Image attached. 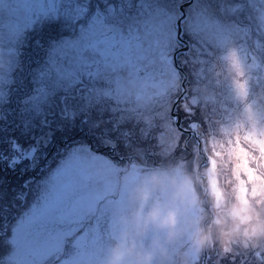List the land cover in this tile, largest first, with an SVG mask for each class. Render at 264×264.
<instances>
[{"label": "snow or ice", "instance_id": "snow-or-ice-1", "mask_svg": "<svg viewBox=\"0 0 264 264\" xmlns=\"http://www.w3.org/2000/svg\"><path fill=\"white\" fill-rule=\"evenodd\" d=\"M177 161L189 200L264 206V0H0V264H105L130 193Z\"/></svg>", "mask_w": 264, "mask_h": 264}, {"label": "rangeland", "instance_id": "rangeland-1", "mask_svg": "<svg viewBox=\"0 0 264 264\" xmlns=\"http://www.w3.org/2000/svg\"><path fill=\"white\" fill-rule=\"evenodd\" d=\"M180 163L183 161L169 162L161 172L147 175L130 193L128 208L119 219L118 234L106 252L105 264H146L148 254L151 255L150 264H192V251L203 254L213 245L239 246L241 250L264 247V206H245L228 198L217 208L213 197H203L199 192L194 200H189L187 189L189 185L196 187L199 180L187 167L182 169L183 178L178 177L174 170ZM163 190L170 192L174 204L165 206L162 199L155 198L154 194ZM203 205L212 215L210 221L209 212L204 210L198 220L189 218L187 224L181 223L184 209L204 208ZM153 213L158 214L156 219L152 218ZM169 213H174L177 218L173 229L160 223ZM188 233L191 238L188 243H183ZM205 233L210 241L199 247L196 240ZM118 249L124 252L119 260L116 259Z\"/></svg>", "mask_w": 264, "mask_h": 264}, {"label": "clouds", "instance_id": "clouds-1", "mask_svg": "<svg viewBox=\"0 0 264 264\" xmlns=\"http://www.w3.org/2000/svg\"><path fill=\"white\" fill-rule=\"evenodd\" d=\"M158 216L157 213H153V219H156V217ZM160 223L164 226H167L169 227L170 229H173L174 226L176 225L177 223V218H176V215L174 213H169L167 217H165L162 221H160ZM173 235H175V232L172 233ZM210 241V237L207 233L203 234V235H200L197 240H196V243L199 247H204L207 243H209ZM124 255V252L122 250H117V253H116V259L119 260L121 258V256ZM145 261H146V264H150V261H151V255L148 254L145 256Z\"/></svg>", "mask_w": 264, "mask_h": 264}, {"label": "water", "instance_id": "water-1", "mask_svg": "<svg viewBox=\"0 0 264 264\" xmlns=\"http://www.w3.org/2000/svg\"><path fill=\"white\" fill-rule=\"evenodd\" d=\"M205 202V200H204V198H203V204H205L204 203ZM204 206V209L207 211V212H209V209L206 207V205H203ZM209 214L211 215V213L209 212ZM212 218V215H211V217H210V219ZM209 219V220H210Z\"/></svg>", "mask_w": 264, "mask_h": 264}, {"label": "trees", "instance_id": "trees-1", "mask_svg": "<svg viewBox=\"0 0 264 264\" xmlns=\"http://www.w3.org/2000/svg\"><path fill=\"white\" fill-rule=\"evenodd\" d=\"M208 213V212H207ZM209 214V213H208ZM210 215V214H209ZM210 217H211V215H210ZM210 217H209V219H210ZM211 220V219H210ZM210 220H208V221H210Z\"/></svg>", "mask_w": 264, "mask_h": 264}]
</instances>
